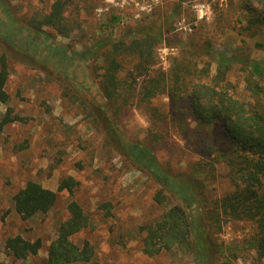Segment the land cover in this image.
Here are the masks:
<instances>
[{"label":"rangeland","instance_id":"374dc122","mask_svg":"<svg viewBox=\"0 0 264 264\" xmlns=\"http://www.w3.org/2000/svg\"><path fill=\"white\" fill-rule=\"evenodd\" d=\"M55 1L0 0V58L7 56L10 72L6 86L10 98L0 103V120L9 110L22 118L0 131V264H44L60 223L70 216L71 201H77L90 218L89 227L73 240L79 245L89 242L98 264H264L243 245L255 224L227 219L220 227L214 225L215 240L240 246L237 257L231 250L215 249L206 261L198 251L178 248L155 256L143 252L141 226L157 220L174 203L187 208L192 218L194 209L178 195L165 205L157 204L154 195L162 182L107 143L90 104L105 102L94 73L103 59L88 54L94 40L111 31L115 35L132 24H161L172 30L173 37L156 48L157 64L164 71L181 50L177 39L213 40L216 49L238 50L264 60V50L257 46L264 42V24L251 21L264 0H66L72 28L68 35L48 26L46 34L33 29L30 21L48 14ZM131 66L126 63L127 69ZM229 78L244 86L237 66ZM153 104L163 122L139 104L137 95L120 111L119 129L129 144L141 141L151 146L165 167L186 170L201 158L195 142L202 136L191 130L197 123L168 95ZM215 166L208 174L204 166L197 167L212 201L232 189L226 165ZM69 177L79 185L73 191H59L61 180ZM29 181L58 192V200L48 213L23 219L13 197ZM15 236L32 242L40 239L38 254L14 257L6 241Z\"/></svg>","mask_w":264,"mask_h":264},{"label":"trees","instance_id":"16d2710c","mask_svg":"<svg viewBox=\"0 0 264 264\" xmlns=\"http://www.w3.org/2000/svg\"><path fill=\"white\" fill-rule=\"evenodd\" d=\"M66 5V0H56L48 14L30 21V25L44 34L47 33L44 27L48 26L68 35L72 28L66 16ZM251 21L264 24V4ZM112 32L97 38L88 48L89 58L103 59L94 73L99 77L98 85L105 102L90 103L96 120L114 150L162 182L154 195L157 204L165 205L178 195L194 209L192 218L187 208L174 203L157 220L141 226L143 252L155 256L178 248L183 252L198 251L206 261L211 256L210 251L215 249L218 252L231 250L237 257L240 246L219 245L215 240L214 225L218 223L220 227L221 220L227 219L255 224L252 236L243 245L264 260V60L251 58L238 50L216 49L213 40L183 42L177 39L181 50L174 56L169 70L164 71L157 64L156 48L173 40L172 30L161 24H132L119 34ZM257 46L264 50V42ZM127 62L132 63L128 69ZM236 66L243 73L244 86L229 78ZM9 74L4 55L0 58V103L6 104L10 98L6 89ZM137 95L139 104L152 116L157 115L160 121L161 113L153 100L163 95H168L180 112L187 111L191 115L197 123L191 130L202 136L195 142L200 160L186 170L174 171L159 161L151 146L141 141L129 144L124 139L118 124L119 114ZM11 114L7 111L0 120V131L5 125L22 119ZM217 163L226 165L232 189L212 201L198 168L204 166L208 174ZM78 185L74 178H64L58 190L73 191ZM13 200L20 216L29 219L48 213L57 203L58 192L29 181L14 194ZM68 209L70 216L60 223L44 264H98L89 242L79 245L73 240L89 227L88 214L77 201H71ZM6 247L14 257L27 259L38 254L42 242L15 236L7 239Z\"/></svg>","mask_w":264,"mask_h":264}]
</instances>
